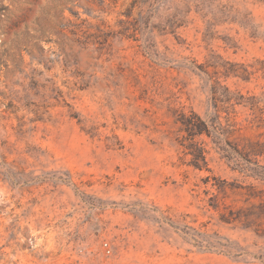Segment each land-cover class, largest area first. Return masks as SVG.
I'll return each mask as SVG.
<instances>
[{"label":"rangeland","instance_id":"rangeland-1","mask_svg":"<svg viewBox=\"0 0 264 264\" xmlns=\"http://www.w3.org/2000/svg\"><path fill=\"white\" fill-rule=\"evenodd\" d=\"M0 264H264V0H0Z\"/></svg>","mask_w":264,"mask_h":264}]
</instances>
